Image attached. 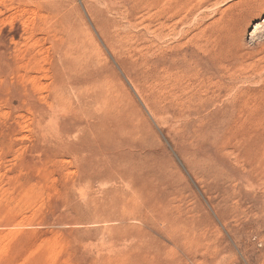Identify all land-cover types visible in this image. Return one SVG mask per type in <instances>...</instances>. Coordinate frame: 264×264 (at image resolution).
<instances>
[{
    "label": "rangeland",
    "instance_id": "obj_1",
    "mask_svg": "<svg viewBox=\"0 0 264 264\" xmlns=\"http://www.w3.org/2000/svg\"><path fill=\"white\" fill-rule=\"evenodd\" d=\"M0 264H264V0H0Z\"/></svg>",
    "mask_w": 264,
    "mask_h": 264
},
{
    "label": "bare ground",
    "instance_id": "obj_2",
    "mask_svg": "<svg viewBox=\"0 0 264 264\" xmlns=\"http://www.w3.org/2000/svg\"><path fill=\"white\" fill-rule=\"evenodd\" d=\"M103 133V132H102ZM103 135V134H102ZM119 142V141H118Z\"/></svg>",
    "mask_w": 264,
    "mask_h": 264
}]
</instances>
